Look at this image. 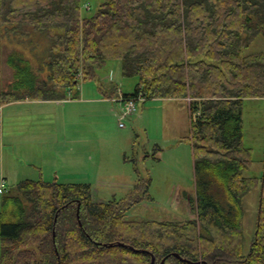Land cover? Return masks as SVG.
<instances>
[{"label":"trees","instance_id":"obj_1","mask_svg":"<svg viewBox=\"0 0 264 264\" xmlns=\"http://www.w3.org/2000/svg\"><path fill=\"white\" fill-rule=\"evenodd\" d=\"M81 9V0H0V31L20 44L32 33L47 41L35 64L23 49L6 55L13 89L0 91V103L65 96L80 70L93 78L109 59L137 79L124 98L187 99L192 218L127 217L150 197L148 177L106 203L92 200L89 183L27 179L2 197L0 264H151L152 256L154 264H264V175L243 176L252 163L244 98L264 97V51L245 50L264 36V0H103L89 16ZM253 189L245 251L242 198Z\"/></svg>","mask_w":264,"mask_h":264},{"label":"rangeland","instance_id":"obj_2","mask_svg":"<svg viewBox=\"0 0 264 264\" xmlns=\"http://www.w3.org/2000/svg\"><path fill=\"white\" fill-rule=\"evenodd\" d=\"M101 2L103 0H81L82 15H91ZM87 6L88 8H86ZM30 38H32L30 41L25 40L23 44H20L18 36L11 33L7 35L3 30L0 31V91L11 89L12 70L6 63V55L12 49H23L35 64L36 58L41 54V49L47 45L44 35L32 33ZM259 51H264V36L261 35L246 48L245 54ZM120 66L121 63L117 59L106 60L102 65L96 66L93 78L84 80L83 72L80 70L78 73L79 92L82 94L84 86L93 88V86L102 85L104 90H111L113 99L117 95L121 96L123 92L132 93L137 79L123 77ZM108 77L112 79L113 87L112 85L104 87L103 81L110 83ZM109 107L108 103L94 102L82 97L81 100L74 103L75 111L78 109L80 111L78 123L82 146L83 142H87V149H91L95 142L98 145L103 144L99 149V153H103L100 159L111 163L109 175H102L98 182H91L97 189L99 199L107 201L123 197L128 184L135 181L133 179L137 178V175L151 178L150 188L147 192L150 197L142 200L138 210L131 208L136 213L133 215L137 219L157 220L161 218L157 217L161 214H157L155 211L180 209L184 205L185 194H188L186 197H189V200L193 199V168L188 158L190 149L187 139L189 112L185 103L175 100L163 101L159 98L145 101L137 99L134 111L124 116H121L120 107H116L114 112H111ZM106 122L110 125V131L107 133L103 128ZM95 133L96 139L93 136ZM176 135H180L182 138L176 137ZM243 142L246 147L252 149V163L243 176L261 178L264 175V97L244 99ZM155 145H158L159 149ZM178 153H182L183 157H186V159L183 158L185 161L183 159L182 162L178 161ZM102 177L105 179L101 180ZM171 184L172 186L177 184L179 187L178 191L172 192V195ZM258 195L259 189H253L242 198L245 251L253 237ZM142 205H145V208L141 207ZM145 209L147 211H144ZM186 213L188 214V210ZM186 213L178 214L179 218L174 219H190ZM132 216L131 212L127 213V217Z\"/></svg>","mask_w":264,"mask_h":264},{"label":"crops","instance_id":"obj_3","mask_svg":"<svg viewBox=\"0 0 264 264\" xmlns=\"http://www.w3.org/2000/svg\"><path fill=\"white\" fill-rule=\"evenodd\" d=\"M25 55L29 57L28 54L25 53ZM31 62L33 63L32 60ZM103 63L101 62L100 65ZM108 80L110 83L103 81V84L105 85L103 86L106 88L112 85V79L108 77ZM101 86L102 85L95 87L93 86V88L90 86H84L82 89V94L79 92L78 86V89L75 87V89L72 91H67L65 96H57L48 99L33 98L25 95L4 103H0V183L3 181L5 184L4 192L0 193V206L2 197L11 191H14V188L18 182L27 179L42 180L46 182L60 181V183L75 181L89 183L91 198L94 202L106 203L109 201L99 199L97 189L91 184V182H98L100 180V176L109 175L111 163L107 160L100 159L103 153L100 154L99 149L103 144L98 145V143L95 142V145L91 149H87V142H83L82 146L80 126L78 123L80 111L79 109L75 111L74 108V103L81 100L82 97L93 100L94 102L108 103L111 112H114L116 107H120V112L122 115L123 106L120 100H118L120 96L117 95V97L113 99V94L110 93L111 90H104V88ZM109 94H112V96ZM123 94L128 93L123 92L122 95ZM140 99L144 101L149 100L142 98ZM162 100L182 101L185 103V106L189 112L188 100L185 98H163ZM109 127L110 125L106 122L103 126L106 133L107 131H110ZM189 135L190 114L189 132L187 135L190 149V155L188 158L190 159V164L193 168V194L195 196V177L193 167L194 159ZM93 136L96 139V133L93 134ZM177 136L182 138L180 135H176V137ZM89 140L91 141L90 136ZM155 147L159 149L158 145H155ZM178 157V161L181 162L186 159V157H183L182 153H178ZM139 177L140 176L137 175V178L133 180L136 181ZM103 179H105V177L101 178V180ZM135 181L128 184L124 194L132 189ZM171 186L172 184L170 187ZM171 189L170 191L172 195V192L176 190L178 191L179 187L176 184L173 185ZM187 195L188 194L184 195V205H182L180 209L176 208L177 210H169L164 212L155 211V213L161 214L157 216L161 217L157 220L161 221L169 220L171 218H179L180 215L178 214L183 212L186 213L187 210L188 214H186L192 218V214L189 211V197L186 198ZM140 203H142V201L134 205L132 208L138 210ZM141 207L145 208V205H142ZM130 210L129 212H131V216L136 214L134 210ZM144 211L147 210L145 209Z\"/></svg>","mask_w":264,"mask_h":264},{"label":"built area","instance_id":"obj_4","mask_svg":"<svg viewBox=\"0 0 264 264\" xmlns=\"http://www.w3.org/2000/svg\"><path fill=\"white\" fill-rule=\"evenodd\" d=\"M78 76H79V74L77 75V77ZM118 100H120V102L122 103V106H123V114L121 116H124L126 114H131V112L134 111L136 99H134V98H124L123 95H121ZM4 190H5V184L2 181L0 183V193H3Z\"/></svg>","mask_w":264,"mask_h":264},{"label":"water","instance_id":"obj_5","mask_svg":"<svg viewBox=\"0 0 264 264\" xmlns=\"http://www.w3.org/2000/svg\"><path fill=\"white\" fill-rule=\"evenodd\" d=\"M77 215H78V210H77ZM175 255H177V254H175ZM178 256V255H177ZM164 263V258L160 261V263L159 264H163ZM151 264H154V257L152 256V258H151Z\"/></svg>","mask_w":264,"mask_h":264}]
</instances>
